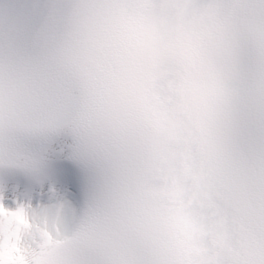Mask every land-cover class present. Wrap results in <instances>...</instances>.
<instances>
[{"label":"snow or ice","instance_id":"snow-or-ice-1","mask_svg":"<svg viewBox=\"0 0 264 264\" xmlns=\"http://www.w3.org/2000/svg\"><path fill=\"white\" fill-rule=\"evenodd\" d=\"M251 29L205 28L189 38L180 72L197 112L201 179L264 221V171L241 184L235 108L250 84L251 119L264 146V0ZM60 21H36L9 45L12 102L0 106V264H222L198 252L191 222L161 203L158 155L129 99L102 136L85 122L88 101L65 70ZM163 71L157 56V73ZM79 110V111H78ZM232 264H264V242L245 244Z\"/></svg>","mask_w":264,"mask_h":264},{"label":"clouds","instance_id":"clouds-1","mask_svg":"<svg viewBox=\"0 0 264 264\" xmlns=\"http://www.w3.org/2000/svg\"><path fill=\"white\" fill-rule=\"evenodd\" d=\"M259 0H0V52L5 67L9 45L36 21H60L59 48L66 72L81 83L85 122L110 136L122 98L133 101L137 119L146 120V141L157 152L153 183L165 208L191 222L198 252L232 264L243 245L264 242V221L234 196H220L201 179L204 150L188 85L181 90L183 53L190 37L223 25L251 29L260 19ZM163 71L157 73V56ZM251 85L240 86L235 118L239 148L234 164L241 184L264 171V146L251 119ZM12 102L7 72L0 82V106ZM79 111V110H78Z\"/></svg>","mask_w":264,"mask_h":264}]
</instances>
